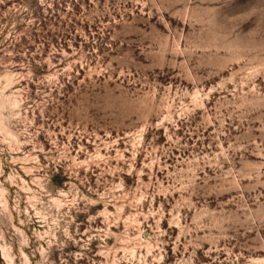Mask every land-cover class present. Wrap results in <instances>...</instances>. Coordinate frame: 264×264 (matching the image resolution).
Listing matches in <instances>:
<instances>
[{"label": "rangeland", "instance_id": "rangeland-1", "mask_svg": "<svg viewBox=\"0 0 264 264\" xmlns=\"http://www.w3.org/2000/svg\"><path fill=\"white\" fill-rule=\"evenodd\" d=\"M0 264H264V0H0Z\"/></svg>", "mask_w": 264, "mask_h": 264}]
</instances>
